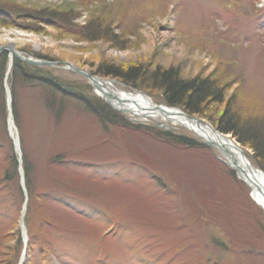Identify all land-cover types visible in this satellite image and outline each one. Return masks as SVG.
I'll use <instances>...</instances> for the list:
<instances>
[{
    "label": "rangeland",
    "instance_id": "rangeland-1",
    "mask_svg": "<svg viewBox=\"0 0 264 264\" xmlns=\"http://www.w3.org/2000/svg\"><path fill=\"white\" fill-rule=\"evenodd\" d=\"M2 55L0 264H264V210L221 150L93 85L209 126L264 173L216 126L230 101L264 122V0H0ZM101 68L210 79L224 103L193 114Z\"/></svg>",
    "mask_w": 264,
    "mask_h": 264
},
{
    "label": "trees",
    "instance_id": "trees-1",
    "mask_svg": "<svg viewBox=\"0 0 264 264\" xmlns=\"http://www.w3.org/2000/svg\"><path fill=\"white\" fill-rule=\"evenodd\" d=\"M5 26H10L9 23L4 24ZM6 55H2L0 58V66H3L7 60ZM14 73H22L23 66L20 62H14ZM2 64V65H1ZM5 68V67H4ZM100 71H103L101 68ZM117 70L106 69L103 71L107 75L114 76L115 78L125 79L126 82H133L135 80L143 79L151 84V88L159 91L165 102L169 106H181L185 107L189 112L193 114L202 115V107L210 106L213 104L221 105L224 103V89L218 84L217 81H211L210 79H186L182 80L179 73L174 69H169L167 71H155L150 75L139 73L140 70L135 68L127 70L125 73L116 72ZM230 104H227V110L221 117L216 121L217 128L224 133H232L233 137L241 143L243 146L249 147L253 153L256 161L264 167V122H261L258 118H241L235 115H230ZM4 106V105H3ZM104 120V119H103ZM159 138V137H158ZM161 139V138H159ZM164 143L176 145L180 141H184L185 146L189 147L187 143L182 138H173L168 134L164 139H161ZM195 145L194 142H192ZM183 146V144H181ZM15 176H17V168H14ZM9 179L8 174H4V180ZM12 180V179H11ZM26 189L30 192V182L25 183ZM28 214V208L26 215ZM25 215V219L27 220ZM48 220L49 219L48 217Z\"/></svg>",
    "mask_w": 264,
    "mask_h": 264
},
{
    "label": "bare ground",
    "instance_id": "bare-ground-1",
    "mask_svg": "<svg viewBox=\"0 0 264 264\" xmlns=\"http://www.w3.org/2000/svg\"><path fill=\"white\" fill-rule=\"evenodd\" d=\"M17 58L18 57L14 59V62L18 61ZM14 62L11 61L8 67L14 66ZM107 84L110 86L109 82H107ZM93 85L95 86L97 92L96 95L98 97L103 98L108 103H111L112 106L119 108L122 111L138 110L139 114L142 108H146V112L143 113V116L157 119L162 118L163 120L170 119L173 122L182 125V127L191 129L208 143L215 145V147L220 149L224 156L228 158L233 168L238 171L241 179L251 187V193L255 203L264 210V173L258 168L249 166L251 163L248 158L245 157V153L241 151L234 141H228L221 136H217L213 129L209 126H202V123L196 125L193 121H189L183 116H180L176 110H166L165 112L156 111L154 108L155 106L144 96H126L122 93H114L109 89V86L107 87L103 85V82L96 81ZM122 101L125 102L124 105L120 103ZM138 108H140V110ZM10 123H12V119L10 120ZM72 135L80 137V141L85 140L82 138L81 134L77 135V133H72ZM50 229L54 230V227L52 226Z\"/></svg>",
    "mask_w": 264,
    "mask_h": 264
},
{
    "label": "water",
    "instance_id": "water-1",
    "mask_svg": "<svg viewBox=\"0 0 264 264\" xmlns=\"http://www.w3.org/2000/svg\"><path fill=\"white\" fill-rule=\"evenodd\" d=\"M23 61H27V63L29 62V63H32V61H30V60H26V59H23ZM33 64V63H32Z\"/></svg>",
    "mask_w": 264,
    "mask_h": 264
}]
</instances>
